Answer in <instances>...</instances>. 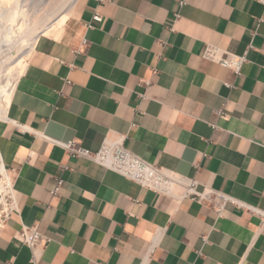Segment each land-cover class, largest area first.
Wrapping results in <instances>:
<instances>
[{
    "label": "crops",
    "instance_id": "obj_1",
    "mask_svg": "<svg viewBox=\"0 0 264 264\" xmlns=\"http://www.w3.org/2000/svg\"><path fill=\"white\" fill-rule=\"evenodd\" d=\"M207 43L246 53L238 78L202 57ZM12 94L0 155L18 210L0 264H264L257 216L141 188L46 139L94 153L125 134L149 163L264 210L263 0H74ZM22 224L50 238L34 260Z\"/></svg>",
    "mask_w": 264,
    "mask_h": 264
},
{
    "label": "built area",
    "instance_id": "obj_2",
    "mask_svg": "<svg viewBox=\"0 0 264 264\" xmlns=\"http://www.w3.org/2000/svg\"><path fill=\"white\" fill-rule=\"evenodd\" d=\"M93 20L100 21L101 16L95 14ZM202 57L229 69L234 74L235 78L240 76L241 68L247 61L246 53L234 54L212 43H207L205 45ZM3 80L4 77L1 81ZM15 85L12 89V93ZM225 86L232 88L233 84L227 83ZM216 114H222V110H216ZM7 121L6 109L5 112L0 114V122ZM46 139L61 147L69 156L87 158L102 168L116 172L137 183L141 188L167 195L177 200L189 198L198 204L208 206L217 213H220L225 206L230 204L257 216L261 224H264V210L246 204L241 200L211 188L199 190V185L196 180L167 168L153 165L131 152L124 146V141L126 139L125 134L119 135L114 140L107 138L103 139L99 149L94 153L81 148L78 143L74 141L62 142L48 137H46ZM204 156V153H200L199 159L194 162L193 165L196 169L199 160ZM15 175V169L6 167L0 155V233L10 219L11 214L18 210V203L14 194ZM62 182L61 178H57L56 185L50 192L51 195H55L59 192ZM18 237L20 241L31 250L33 260L36 258L35 250H37L39 246L45 247L50 241V238L44 236L39 231L37 224H22L18 230Z\"/></svg>",
    "mask_w": 264,
    "mask_h": 264
},
{
    "label": "bare ground",
    "instance_id": "obj_3",
    "mask_svg": "<svg viewBox=\"0 0 264 264\" xmlns=\"http://www.w3.org/2000/svg\"><path fill=\"white\" fill-rule=\"evenodd\" d=\"M51 1H54L53 5L46 1L52 6L47 9L48 13L42 9L45 14L34 15L23 12L17 0H0V55L10 45L24 50L19 58L6 64V69L2 66L5 63L0 64V114L9 106L15 82L22 75L38 39L43 34L55 36L60 31L74 0ZM5 58L7 62L11 57ZM1 76H5V83Z\"/></svg>",
    "mask_w": 264,
    "mask_h": 264
},
{
    "label": "rangeland",
    "instance_id": "obj_4",
    "mask_svg": "<svg viewBox=\"0 0 264 264\" xmlns=\"http://www.w3.org/2000/svg\"><path fill=\"white\" fill-rule=\"evenodd\" d=\"M49 1V3L51 2L52 3V5H53V2L54 1H51V0H17V4H18V6L22 9V11L23 12H26V13H31V14H34V15H37V14H41V12H43V10L42 9H46V10H44L45 11V13L47 12V9L51 6L49 3H47V2ZM264 1V0H263ZM47 5H46V4ZM49 4V5H48ZM48 6L47 8H44V6ZM45 6V7H46ZM51 8H52V6H51ZM50 9V8H49ZM48 9V10H49ZM44 13V12H43ZM42 13V14H43ZM44 13V14H45ZM48 13V12H47ZM41 14V15H42ZM7 49V50H6ZM6 51V52H5ZM23 48L22 49H18V48H16L14 45L13 46H8V48H5L4 50H3V53H1V55H0V64H3V63H5V64H3L2 66H4V68L6 69V64L7 63H10V62H12L14 59H16V58H19L20 56H21V54L23 53ZM5 57H11L10 58V61H5L6 60V58ZM10 65V64H9ZM4 74H6V73H4ZM2 77V76H1ZM3 77H5V76H3ZM2 77V78H3ZM1 78V79H2ZM5 81H6V78H5V80H3V83H5Z\"/></svg>",
    "mask_w": 264,
    "mask_h": 264
}]
</instances>
